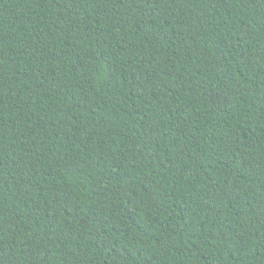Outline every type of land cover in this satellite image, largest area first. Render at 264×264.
Wrapping results in <instances>:
<instances>
[{
	"label": "trees",
	"instance_id": "obj_1",
	"mask_svg": "<svg viewBox=\"0 0 264 264\" xmlns=\"http://www.w3.org/2000/svg\"><path fill=\"white\" fill-rule=\"evenodd\" d=\"M0 264H264V0H0Z\"/></svg>",
	"mask_w": 264,
	"mask_h": 264
}]
</instances>
